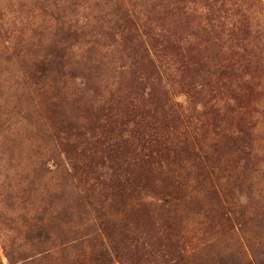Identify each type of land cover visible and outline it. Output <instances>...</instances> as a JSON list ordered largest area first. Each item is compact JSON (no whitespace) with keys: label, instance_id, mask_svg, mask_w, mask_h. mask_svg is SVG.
Wrapping results in <instances>:
<instances>
[{"label":"rangeland","instance_id":"obj_1","mask_svg":"<svg viewBox=\"0 0 264 264\" xmlns=\"http://www.w3.org/2000/svg\"><path fill=\"white\" fill-rule=\"evenodd\" d=\"M126 12L138 19L140 28L190 48L201 72L217 85L212 96L219 103L220 115L196 119L201 112L197 109L194 119L184 107L188 120L173 116L162 122L170 132L168 151L138 166L119 139L131 136L134 145L136 136L147 131L133 126L120 130L118 118L126 111L114 105L112 122L104 119L103 124L116 129L107 136L116 139L115 147L109 141L110 148L99 152L85 142L88 137H81L91 153L85 154L86 164H78L77 173L65 186L75 217L84 211L89 218L105 211L104 221L110 228L101 240L111 264H188L180 259L184 254L195 257L190 264H264L262 0H0V42L8 44L10 54L14 52L9 61L0 58V264H69L75 259L72 251H62L61 239L50 234L44 245L32 247L33 234L26 233L29 214L44 208L55 214L66 205L64 200L48 204L47 196L59 195L58 186L64 184L57 175L29 186L33 171L49 158L50 146L40 141L39 130L51 132V126L63 120L82 117V123L85 118L86 125L100 134L93 117L102 104L92 106L76 94L80 80L66 79L65 89L60 90L64 91L62 106L76 105L67 114L59 101L37 95L41 90L26 82L23 65H29L34 48L55 42V32L63 25L96 42L92 49L96 59L109 65L103 88L109 91L121 80L130 86L124 76L110 72L116 63L130 64L126 51L121 46L104 49L105 41L99 36L116 23L119 13ZM34 31L41 32L40 36ZM76 48L73 53L79 61L84 48ZM163 56L159 55L161 62ZM166 57L162 65L168 92L179 100L176 96L181 97L182 89L174 56ZM222 69L232 71L229 80L216 79ZM154 123L161 132L159 123ZM237 130L248 136L237 138ZM56 150L54 160L69 169L66 155ZM120 179L130 186H121ZM144 204L153 207L146 210L140 206ZM43 249L48 250V260L36 257Z\"/></svg>","mask_w":264,"mask_h":264},{"label":"trees","instance_id":"obj_2","mask_svg":"<svg viewBox=\"0 0 264 264\" xmlns=\"http://www.w3.org/2000/svg\"><path fill=\"white\" fill-rule=\"evenodd\" d=\"M137 20L130 13H119L116 16V23L99 34L100 38L105 41L104 49H115L121 46L126 51V59L130 60L128 61L130 64L116 63L113 67L110 66V72L119 74L120 77L124 76L130 82L128 87H125L121 80L112 84L109 91L103 88V77L107 72L106 66L109 65L96 59L97 55L92 50L96 47V42L87 40L89 36L84 33L63 25L59 26L55 32L56 41L44 48H34L30 51L32 60L29 65H23L26 82L38 87L41 92L46 89L47 93L39 91L37 95L49 101H59L61 110L67 114L73 112L76 105L72 104L69 108L65 103L62 106L61 92L65 89H63V85L66 79H70L72 83H75L76 80L81 81V85L78 84L75 88L76 94L84 96L87 104L90 103L92 106L102 104L97 116L93 117L97 123L96 127H98L95 130L100 134L95 133L92 126L86 125L85 118L82 123V117H80V121L74 120L72 117L67 121L63 120L57 126H51V132L39 130L41 132L40 141L45 146H50L47 150L49 158L38 164L33 175L30 176L29 186H34L39 179H45L50 175L53 178L57 175L61 180H64V184L58 186L61 190L59 195L53 192L47 196L50 200L48 204L51 206L54 205V201L64 200L66 205L62 206L59 211H54L55 214H48L46 208L39 213L29 214L32 217L28 219L26 233L30 231L33 234L32 241H35V244L32 247L44 245L50 234L61 239L62 251H72V255L76 256L69 264H111L109 252L101 240L103 234L107 233L106 231L110 228L104 221L105 211L95 212V215L90 218L89 214H84V211L79 214L80 216L75 217L74 210L69 204L70 195L65 196V186L66 182L74 177L73 174L77 173L78 164H86L85 154L91 153L86 150V143L93 145L94 150L104 151V153L110 148L109 141L114 147L115 143L117 144L116 139L107 138L115 133L114 126L110 123L103 124L104 119L107 122H112L110 115L114 105L122 107L126 111L122 118H118L120 130L133 126L147 131L136 136L134 145L130 140L131 136L119 139L122 143L120 146L129 152L127 153L132 162L138 166L151 163L168 151L171 138L167 127L163 128L162 126L165 119L174 116L173 118L176 120L183 118L186 121L188 120L186 112L194 118L193 114L197 109H200L201 112L196 119H214L220 115L219 105H217L219 103L214 100L215 96H212L213 88L217 85L201 72L198 61L190 53V48H181L179 42L163 39L161 34L155 35L143 26L140 28ZM34 34L40 36L41 32L34 31ZM78 45H82L84 48L79 61L76 59L75 51L73 53V49H77ZM9 48L8 44L0 42V58L4 57L7 61L12 59L14 52L12 50L10 54ZM161 54L165 55L163 63H165L167 55L173 54L174 56L173 65H176L178 85L182 89L181 97L176 96L179 100H173L168 92L170 86L159 58ZM211 72L213 76L216 72L215 66H212ZM216 74H218L216 76L218 80L221 78L229 80L232 71L222 69ZM61 89L63 90L60 91ZM239 102H242V96L239 97ZM184 107H188L186 112ZM154 122L159 123L161 132H158ZM145 123L150 126L148 127ZM81 132L84 134L81 135ZM133 133L135 132L133 131ZM85 136L89 138L88 141H85L86 143L81 140V137L85 140ZM247 136L245 131L237 130V138L245 139ZM56 149H61L60 153L66 155L69 169L63 168L58 161L54 160ZM73 154L74 156H71ZM50 162L52 163L51 167L48 166ZM119 181L121 186H130L126 179ZM49 193L47 192V194ZM140 206L146 210L153 207L152 204ZM111 213L108 211L109 215ZM112 216H115L114 212ZM83 217L86 219L83 220ZM27 241L30 242V240ZM43 250L36 257L48 260V250ZM84 250H88L89 253H84ZM12 255V253L9 254L8 258ZM184 255L180 256L182 262L188 264L195 262V257H187L188 255L184 257ZM64 264H67V261H64Z\"/></svg>","mask_w":264,"mask_h":264},{"label":"crops","instance_id":"obj_3","mask_svg":"<svg viewBox=\"0 0 264 264\" xmlns=\"http://www.w3.org/2000/svg\"><path fill=\"white\" fill-rule=\"evenodd\" d=\"M263 1V3H264V0H262Z\"/></svg>","mask_w":264,"mask_h":264}]
</instances>
